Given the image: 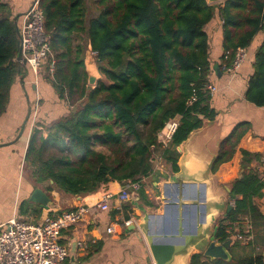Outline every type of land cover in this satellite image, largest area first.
<instances>
[{
    "label": "trees",
    "instance_id": "obj_1",
    "mask_svg": "<svg viewBox=\"0 0 264 264\" xmlns=\"http://www.w3.org/2000/svg\"><path fill=\"white\" fill-rule=\"evenodd\" d=\"M93 3L97 13L87 19L86 0H39L55 66L52 78H46L60 98L72 103L65 116L45 127L46 136L41 129H32L25 151L31 177L38 184L48 182L44 191L50 195L55 186L72 196H101L110 183L140 181L153 174L154 151L176 171L177 146L204 119L216 115L206 89L209 55L204 26L218 11L224 70L237 49L247 47L264 28V0H223L213 4L205 0ZM17 29L9 5L0 0V114L18 72L14 60L18 51ZM84 34L101 74L94 86L88 85L84 68V48L80 43ZM245 98L264 107V37L255 52ZM175 118L177 124L168 142L158 141V133ZM248 128V122H239L220 142L211 166L213 173L232 158ZM260 158L259 153L241 149L242 172L228 183L232 208L216 224L217 241L231 237L225 233L222 221H237L241 216H247L264 235V216L256 201L262 196L264 181L251 166ZM163 177V173H154L155 181ZM135 196L153 205L142 186ZM43 209L25 201L19 214L40 215ZM47 215L50 217L52 211L48 210ZM261 234L258 232L263 239ZM231 239L229 261L194 253L190 263L264 264L263 241L259 249L254 247L236 255L235 249L255 246V236L245 246ZM98 248L99 243L93 251Z\"/></svg>",
    "mask_w": 264,
    "mask_h": 264
},
{
    "label": "crops",
    "instance_id": "obj_2",
    "mask_svg": "<svg viewBox=\"0 0 264 264\" xmlns=\"http://www.w3.org/2000/svg\"><path fill=\"white\" fill-rule=\"evenodd\" d=\"M33 1L2 0L9 5L11 18L17 27L21 25L22 16ZM204 29L208 36V82L215 87L211 94L210 105L216 111L214 119L218 121V124L210 125L204 131L192 135L179 153L181 155L184 149L189 167L194 172L202 171L213 153L216 139L224 137L237 123L248 122L249 128L240 138L232 158L221 164L213 174L217 189H221L235 178L240 177L242 172L241 149L261 154L260 160L253 161L251 166L259 177L262 173L261 169L264 165V107L248 102L245 92L247 80L253 72L255 52L264 37V28L256 33L251 43L246 47L245 59L238 71L233 74L227 73L221 67L223 35L218 11L204 26ZM88 42H86V47H88ZM80 43H83L82 40ZM16 62L18 63V72L10 87L5 110L0 114V227H4L11 218L38 223L49 217L48 210L52 211L51 216H55L78 205H87L89 209L83 219L61 232L60 242L68 249V257L63 264H152V260H149L151 258L145 237L137 224L138 210L134 208V201L122 203L112 199L109 209L100 210L95 206V202L100 198L97 193L72 196L61 191L55 192L56 189H54L52 193H56V196H52L44 191L46 185L38 184L30 179L24 157L33 124L37 125L46 136L45 127L67 114V103L66 99L59 97L51 83L42 75L36 77L25 64ZM37 97L39 103L42 100L43 102H41V106L39 104V110L34 117L32 107ZM28 112L30 113L26 125L22 135L18 138L17 134ZM157 157L160 159L159 155ZM160 164V166H153V174L141 179L144 192L147 198L149 195L151 201L149 198L148 200L153 203V206L155 204L152 211H160L162 206L161 192L155 185L156 181L152 180L154 173L159 171V173L168 176L170 171V168L163 162ZM147 180L153 190H158V194L152 199L153 191L148 187ZM121 186V183L113 182L108 185L107 190L116 193ZM35 187L41 188L51 198L52 204L47 209H43L40 215L31 213L20 215V206L25 201L31 202L28 197ZM256 201L260 210L264 212V189L262 196ZM31 203L41 208L38 204ZM223 216V214L218 215L217 222ZM127 220H130V223L125 226L124 223ZM131 226L133 227L130 228ZM109 227L113 228L114 232H107ZM258 232L260 235V230L253 227V236H255L257 245L247 246L245 249H235L236 255L243 251L248 252L254 247L256 250L260 248L259 243L264 242V235L261 234L262 239L258 236ZM79 242L83 244L82 247L78 245ZM98 243L99 248L94 252L93 249ZM241 246L245 245L241 244Z\"/></svg>",
    "mask_w": 264,
    "mask_h": 264
},
{
    "label": "water",
    "instance_id": "obj_3",
    "mask_svg": "<svg viewBox=\"0 0 264 264\" xmlns=\"http://www.w3.org/2000/svg\"><path fill=\"white\" fill-rule=\"evenodd\" d=\"M205 1L213 4L223 0ZM17 37L18 51L15 59L25 64L19 47V28ZM92 53L88 42L83 62L87 73V83L94 86L100 77L95 69L96 60L92 57ZM89 61L92 62L94 70L89 69ZM29 113L17 134L18 138L22 135ZM214 118L204 119L202 125L193 129L177 146V151H182V146L192 135L204 131L210 125H217L218 121ZM229 133L216 139L213 153L202 171L194 172L189 167L184 149L181 155L179 153L178 169L176 171L170 169L168 176L155 182L161 192L160 211H152L153 205L139 201L138 197L134 198V205L138 210L137 224L145 237L153 264H191L190 257L194 253H202L209 259L220 258L225 261L231 259L229 246L232 239L228 238L223 242L215 239L217 216L225 215L232 208L227 195L230 187L227 184L224 188L217 189L214 173L211 171L212 163L218 155L219 144ZM28 200L44 209L52 204L51 198L39 187L32 190ZM188 209L193 210L195 215L190 227L187 226L185 219ZM262 214L264 216L263 211ZM167 219L170 224L166 222Z\"/></svg>",
    "mask_w": 264,
    "mask_h": 264
},
{
    "label": "built area",
    "instance_id": "obj_4",
    "mask_svg": "<svg viewBox=\"0 0 264 264\" xmlns=\"http://www.w3.org/2000/svg\"><path fill=\"white\" fill-rule=\"evenodd\" d=\"M20 38L19 47L27 68L37 77L42 75L52 78L55 71L54 60L48 61L51 55L50 36L44 29V16L39 7V0H34L23 14L21 25L18 27ZM93 54V53H92ZM246 56V47H240L235 52L233 61L225 67L227 73H236ZM206 89L211 95L215 87L207 83ZM39 99L36 98L32 112L35 117L39 110ZM170 121V122H169ZM166 126L158 133V141L167 143L176 127V121L169 120ZM38 128L33 124V128ZM261 180L264 181V165L262 166ZM140 181H125L119 191H106L95 202L100 210L109 209L112 199L119 202L133 201L135 194L141 188ZM232 203V202H231ZM87 205H78L63 211L55 216L46 217L38 223H29L17 218L9 219L4 227H0V264H63L68 257V249L60 242L61 232L83 219L88 212ZM130 220L125 221L127 226ZM222 226L230 238L241 244L253 240V225L247 216H241L237 221L223 220ZM107 232H114L109 227ZM80 247L82 243H78Z\"/></svg>",
    "mask_w": 264,
    "mask_h": 264
},
{
    "label": "rangeland",
    "instance_id": "obj_5",
    "mask_svg": "<svg viewBox=\"0 0 264 264\" xmlns=\"http://www.w3.org/2000/svg\"><path fill=\"white\" fill-rule=\"evenodd\" d=\"M2 1V0H1ZM93 1L94 0H86V2H87V18L88 17H91V16H95L96 15V13H97V9H96V7H95V5H94V3H93ZM86 35L84 34V38H83V40H82V45H83V48H84V51H83V61H84V58H85V53H86V51H87V47H86ZM94 54H92V57H94L95 58V56H93ZM51 57L53 58V54L51 53V55H50V57L48 58V60H47V62H46V64H45V66L47 65V63H48V61L51 59ZM95 69H96V71H97V73H98V75H99V77H101V74L98 72V69H97V62H96V65H95ZM47 81H49V80H47ZM64 95V97H65V95H66V93H64L63 94ZM210 98H211V95H210ZM39 99V98H38ZM41 102H43V100L41 101ZM41 102L39 103L38 102V104H40V106H41ZM66 103H67V108H66V110H67V112H68V110H69V108H70V105L72 104L70 101H69V99L68 100H66ZM63 109H65L64 107H63ZM177 120H178V118H175V119H173V121H176V123H177ZM170 122V121H169ZM168 124V123H167ZM165 126H166V124H165ZM164 126V127H165ZM157 155H158V151H154L153 153H152V163H153V166H155V165H157V166H160V165H162V164H160V163H162L161 162V160L160 159H157L158 157H157ZM160 164V165H159ZM26 170H27V174H28V176L30 177V179L31 180H33V178L31 177V172H30V168H28V166L26 165ZM159 172V171H158ZM164 174V173H163ZM165 175V174H164ZM152 178V177H151ZM149 180H151V179H149ZM149 180H147L148 181V187L149 188H152V186L150 185V182H149ZM152 180H154V176H153V178H152ZM50 184V183H49ZM42 185H48V182H45V183H43ZM52 186H53V184H52ZM54 189H56V190H54ZM53 190L55 191V192H57L58 191V189L54 186L53 187ZM52 190V191H53ZM152 193L151 194H153L152 195V197H151V199L155 196V195H157L158 194V190H153V188H152ZM131 192V195H133V194H135L134 193V191H130ZM51 195L52 196H56V193H52L51 192ZM148 198H149V195H148ZM149 200H150V198H149ZM151 201V200H150ZM153 201V200H152ZM232 201H229V204L231 203ZM122 203H126V202H122ZM154 206H155V204H154ZM135 209H136V207H134ZM129 212H131V209H129ZM137 216V215H136ZM194 217H195V215H194V211L193 210H187V212H186V214H185V219H186V224H187V226L188 227H190L189 225L191 224V222H192V220L194 219ZM24 221H26V220H24ZM26 222H28V221H26ZM166 222L168 223V224H170V222H169V219H167L166 220ZM30 223V222H29ZM166 230H168V229H166ZM165 230V231H166ZM241 244V243H240ZM150 261H151V259H149ZM152 262V261H151ZM153 264V263H152Z\"/></svg>",
    "mask_w": 264,
    "mask_h": 264
},
{
    "label": "bare ground",
    "instance_id": "obj_6",
    "mask_svg": "<svg viewBox=\"0 0 264 264\" xmlns=\"http://www.w3.org/2000/svg\"><path fill=\"white\" fill-rule=\"evenodd\" d=\"M89 65H88V67H89V69L90 70H94V67H93V64H92V62L91 61H89V63H88ZM231 204V203H230ZM222 215V214H221ZM37 223V222H36ZM229 238V237H228ZM227 238V239H228ZM217 240V239H216Z\"/></svg>",
    "mask_w": 264,
    "mask_h": 264
}]
</instances>
